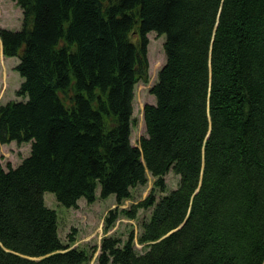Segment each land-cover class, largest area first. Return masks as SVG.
Wrapping results in <instances>:
<instances>
[{
    "label": "trees",
    "instance_id": "obj_1",
    "mask_svg": "<svg viewBox=\"0 0 264 264\" xmlns=\"http://www.w3.org/2000/svg\"><path fill=\"white\" fill-rule=\"evenodd\" d=\"M14 1L22 29L0 30V55L19 58L24 100L0 105V144L32 147L17 168L0 156V264L90 261L46 192L68 209L115 196L106 232L151 210L102 239L98 264H264V0ZM152 31L166 60L135 146ZM148 175L150 195L119 209Z\"/></svg>",
    "mask_w": 264,
    "mask_h": 264
},
{
    "label": "rangeland",
    "instance_id": "obj_2",
    "mask_svg": "<svg viewBox=\"0 0 264 264\" xmlns=\"http://www.w3.org/2000/svg\"><path fill=\"white\" fill-rule=\"evenodd\" d=\"M6 2V3H5ZM5 3V4H4ZM23 11L14 0H0V30L19 31L22 29ZM150 41L148 50V60L150 63L148 84L140 83L135 89L134 99V118L137 119V125L132 129V143L137 146L142 137L147 135L144 121V107L146 104H155V96L150 92L153 85L157 82L160 69L164 66L166 55L163 44L166 36H158L155 32L148 33ZM18 57L7 58L0 56V105L10 101H22L24 98L17 95L23 78L15 70L19 64ZM32 143H18L16 141L0 144V156L2 157L3 166L8 169L19 167L22 162L31 154ZM149 182L146 186H138L133 189V199L126 201L119 209H129L133 204H137L147 198L153 188L154 179L148 175ZM167 191L176 189L180 182V177L173 172L168 173L165 177ZM98 196L100 188L97 189ZM157 198H161L164 193L160 190L156 192ZM47 206L55 209L59 217V236L66 244L69 235L74 232L76 242L74 248L85 250L90 256L88 264H98L97 257L100 253L102 239L106 236H116L126 239L130 231L134 229L135 234L139 230V222L149 219L151 210L140 211L139 220L132 221L120 217L116 224L109 230L105 231L106 218L109 212L115 210L117 201L115 196L107 199H100L88 204L86 200L79 201V208L68 209L60 205L54 194L46 192L44 195ZM140 250L142 246L136 244ZM98 249L96 252L95 250Z\"/></svg>",
    "mask_w": 264,
    "mask_h": 264
},
{
    "label": "bare ground",
    "instance_id": "obj_3",
    "mask_svg": "<svg viewBox=\"0 0 264 264\" xmlns=\"http://www.w3.org/2000/svg\"><path fill=\"white\" fill-rule=\"evenodd\" d=\"M6 3V2H5ZM4 3V4H5ZM1 57H3L4 55H3V46H2V49H1V55H0ZM24 255V254H23Z\"/></svg>",
    "mask_w": 264,
    "mask_h": 264
},
{
    "label": "water",
    "instance_id": "obj_4",
    "mask_svg": "<svg viewBox=\"0 0 264 264\" xmlns=\"http://www.w3.org/2000/svg\"><path fill=\"white\" fill-rule=\"evenodd\" d=\"M144 161V160H143Z\"/></svg>",
    "mask_w": 264,
    "mask_h": 264
}]
</instances>
